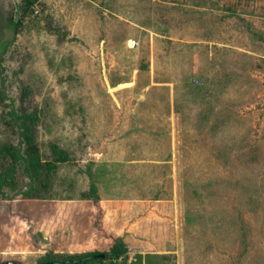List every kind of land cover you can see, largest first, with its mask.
Wrapping results in <instances>:
<instances>
[{
    "label": "rangeland",
    "instance_id": "rangeland-1",
    "mask_svg": "<svg viewBox=\"0 0 264 264\" xmlns=\"http://www.w3.org/2000/svg\"><path fill=\"white\" fill-rule=\"evenodd\" d=\"M20 4L0 0V262L105 250L111 225L131 264L178 221L182 262L264 264V0H39L16 25Z\"/></svg>",
    "mask_w": 264,
    "mask_h": 264
},
{
    "label": "trees",
    "instance_id": "trees-1",
    "mask_svg": "<svg viewBox=\"0 0 264 264\" xmlns=\"http://www.w3.org/2000/svg\"><path fill=\"white\" fill-rule=\"evenodd\" d=\"M39 0H21V4L17 11L19 12L20 17H17L14 21L17 25L21 23V18H24L29 13H33L35 11V6ZM18 16V15H17ZM13 19V18H12ZM14 20V19H13ZM51 165V164H50ZM42 160L38 154V150H34L32 154H30V169L32 168L36 172L39 168H42ZM88 174L90 176L91 185L90 190L86 193V198H92L94 200L99 199L98 187L94 180L93 173L88 170ZM7 175L5 173H0V197L3 195L2 187L6 185L5 177ZM103 254V255H101ZM129 258L128 247L122 238H117L113 245L109 249L105 250H91L85 252H77V253H52L45 254L41 256L36 264H120L119 259L124 260L123 264H127ZM136 261V262H135ZM142 261V255L136 254L135 260L131 261V264H139ZM0 264H26L20 260H7L2 261Z\"/></svg>",
    "mask_w": 264,
    "mask_h": 264
},
{
    "label": "crops",
    "instance_id": "crops-1",
    "mask_svg": "<svg viewBox=\"0 0 264 264\" xmlns=\"http://www.w3.org/2000/svg\"><path fill=\"white\" fill-rule=\"evenodd\" d=\"M137 42V41H136ZM156 84H160L159 86L158 85H155V87L156 88H165L166 89V91L168 92V94L169 93H171L172 94V97L171 98H173V101L174 102H172V100L170 101V103L168 104V106L170 105V108H169V110H171V117H175V112H174V110H175V106H177L178 105V103H176L175 102V93L176 92H179L180 93V89L176 86L175 88H169V86L167 85V83L169 82H167V81H165V80H162V81H158V80H156V81H154ZM186 83H188V84H186L187 86L186 87H188L189 89H190V84L191 83H189V82H186ZM150 84V83H149ZM169 84V83H168ZM177 85V84H176ZM191 85H193V86H195V84H191ZM152 86V84L150 85V87ZM152 87H154V86H152ZM178 94V93H177ZM169 98H170V95L168 96ZM169 117V116H168ZM175 119V118H174ZM176 119H178V117H176ZM170 121V120H169ZM170 124L172 125V123L170 122ZM179 133H180V127H178V122L176 121V127H174L173 129H171L170 130V138H169V147H170V152H168V154H167V156L165 157V159H163V163L166 165V164H168V162H169V158H171V160H172V158L174 157L175 158V156H176V152H179V150H180V148L178 149V140H179ZM173 152H175V153H173ZM172 163V162H171ZM95 165V164H94ZM93 165V166H94ZM93 166H91L90 168L88 167V169H87V171L88 170H90L92 173H93V176H95V170H94V168L95 167H93ZM100 169V168H99ZM96 185H97V187H98V183L96 182ZM98 194H99V199L98 200H96V202H97V205L99 206V207H102V204H103V202H104V199L102 198V195H101V192L99 191V187H98ZM88 199V198H87ZM92 199V198H91ZM88 200H90V199H88ZM92 201H94V199H92ZM103 208V207H102ZM101 212H102V216L100 217V219H102L101 220V222L103 221H105L108 217H109V212H106V211H102L101 210ZM174 216L176 215L177 216V214H173ZM171 216H172V214H171ZM175 219H176V217H175ZM101 222H99L100 224H101ZM179 222L177 221L176 223H175V225L173 226V229H172V231L169 233V237H168V240H164V242H161L162 244V246H160V245H158L157 244V241H155L156 242V247H154V248H150L149 246H146L145 247V249L144 250H142L141 252H138V253H140V254H142V256H143V264H151V258L152 257H155V256H162V255H167V254H176V255H178L177 256V260H178V262H177V264H187V263H184V262H182V257H181V253H182V250L183 249H181L182 247H183V245H184V237L182 236V234H181V229H180V227H178L179 226V224H178ZM104 228H105V226H104ZM106 228L107 229H112V231H113V237L115 238L114 239V242H115V240L117 239V238H122L123 239V241H124V238L122 237V235L123 234H120V232L117 230V229H115L114 228V230H113V227L111 226V225H107L106 226ZM129 230H131V226H129V228H125V231H129ZM107 231V230H106ZM115 231H118V235H115L114 233H115ZM105 232V231H104ZM108 232V231H107ZM108 233H110V232H108ZM136 234V233H135ZM139 235H140V239H143L142 237H146V233H144V234H142V233H139ZM87 237V236H86ZM88 238V237H87ZM88 240V239H87ZM114 242H112L111 243V245L110 246H108L106 249H109L112 245H113V243ZM125 242V241H124ZM126 243V242H125ZM165 244V245H164ZM86 245H88V243L86 244ZM127 245V244H126ZM87 249V248H86ZM93 250H95V249H93ZM87 251H91L90 249H88ZM85 252V251H84ZM130 253V251L128 250V254ZM137 253V252H136Z\"/></svg>",
    "mask_w": 264,
    "mask_h": 264
},
{
    "label": "built area",
    "instance_id": "built-area-1",
    "mask_svg": "<svg viewBox=\"0 0 264 264\" xmlns=\"http://www.w3.org/2000/svg\"><path fill=\"white\" fill-rule=\"evenodd\" d=\"M133 43H134V45H135V44H137V42H136V41H133Z\"/></svg>",
    "mask_w": 264,
    "mask_h": 264
},
{
    "label": "water",
    "instance_id": "water-1",
    "mask_svg": "<svg viewBox=\"0 0 264 264\" xmlns=\"http://www.w3.org/2000/svg\"><path fill=\"white\" fill-rule=\"evenodd\" d=\"M101 255H103V254H101Z\"/></svg>",
    "mask_w": 264,
    "mask_h": 264
}]
</instances>
